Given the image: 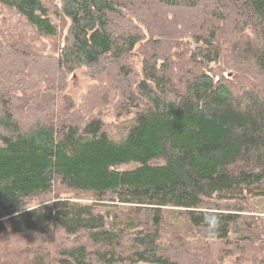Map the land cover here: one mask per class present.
Wrapping results in <instances>:
<instances>
[{
  "label": "trees",
  "instance_id": "16d2710c",
  "mask_svg": "<svg viewBox=\"0 0 264 264\" xmlns=\"http://www.w3.org/2000/svg\"><path fill=\"white\" fill-rule=\"evenodd\" d=\"M46 1L0 0L55 41L0 40V264H223L210 247L224 243L241 263L257 240L244 202L264 196V87L233 83L220 63L230 52L228 69L264 84V0H229L234 16L222 0ZM246 18L259 39L237 53ZM79 68L119 90L133 114L122 137L98 115L65 114L70 103L56 120L20 103ZM39 196L51 201L21 209Z\"/></svg>",
  "mask_w": 264,
  "mask_h": 264
},
{
  "label": "rangeland",
  "instance_id": "374dc122",
  "mask_svg": "<svg viewBox=\"0 0 264 264\" xmlns=\"http://www.w3.org/2000/svg\"><path fill=\"white\" fill-rule=\"evenodd\" d=\"M46 2H49L51 7H55L58 0H47ZM222 2L226 7V11L234 16L233 11L237 10V5L235 6L233 4L232 6L229 0H222ZM240 19L245 22L242 18ZM246 22V27L244 26V37L239 36L234 42L237 53L241 46L243 47L245 44L246 39L252 41L255 40L256 42L257 38L259 39V27L257 28L254 21L250 18H246ZM17 36L30 40L31 44L36 47L38 51L54 49V38L37 37V34H35L34 30L24 21V19L19 17L12 9L0 5V40L3 39L6 41L8 39H14ZM184 40L190 42L192 44L191 47L195 46L192 40H188L187 38ZM226 52L223 54L224 58L220 63L221 67L224 68L223 73L226 78H232V82L235 84L242 83V85H245V83H251L260 88L264 87L262 80H260L257 74H254L253 76L251 73L245 74L241 73V71L235 72L234 70L228 69L230 65L228 61L231 59H229L230 52ZM131 62L134 65L133 80L135 83L141 78L139 57L136 52H134ZM19 94L20 93L17 95ZM120 98L121 95H119V90L112 87V84L109 81L91 78L85 74L83 68H79L72 73L67 74L65 86L61 90L58 89L56 91H51L42 86L28 91L26 95L22 96V102L20 103L26 106L37 105L38 109H46L47 113L52 112V116L50 117L54 120L59 117V113H63L62 111L60 112V109L64 105L70 103L71 108L69 111H65V114L73 113L74 119H77L75 118L76 116L83 118L89 115H98L101 117L109 136L118 139L123 136L125 126L133 116L132 113L118 110L117 102ZM41 114L43 115L44 112H41ZM132 166H134V164L131 163L119 167L124 169ZM55 190L61 194H59L61 197L69 196L82 202H87L91 198L89 194L73 192L71 190L66 191L63 187H57ZM48 201H51V199L46 196L34 197L24 203L21 209L23 210L39 206ZM244 203V208H246V210L243 214L246 217L250 216L248 218V223H250V226L254 227V230L257 233V240H253V243L251 244L252 246H248L247 244L244 248L245 254L249 253L246 258H249L250 260L247 259V263L264 264V196H248V199ZM167 214L171 215L170 210L166 211V216H168ZM196 236V232L194 234L189 233L187 238L190 242L192 241V243H194V247H192L193 249H199V246L203 241L198 240ZM237 237L238 235L236 234L232 236L233 239H236ZM213 246L210 247L212 252L217 255H220V253L223 252V255L227 257L226 259L221 260L223 264H243L246 261L245 258L241 263H238L233 257L229 256L233 250L232 245L224 243L215 244ZM250 246L251 249L248 248Z\"/></svg>",
  "mask_w": 264,
  "mask_h": 264
},
{
  "label": "clouds",
  "instance_id": "9594fccd",
  "mask_svg": "<svg viewBox=\"0 0 264 264\" xmlns=\"http://www.w3.org/2000/svg\"><path fill=\"white\" fill-rule=\"evenodd\" d=\"M206 223L212 225L213 227H218L219 224L221 223L220 218L216 215H209L205 217ZM209 237L214 235V232L210 231L208 233Z\"/></svg>",
  "mask_w": 264,
  "mask_h": 264
}]
</instances>
